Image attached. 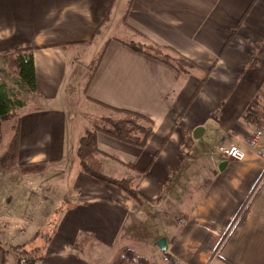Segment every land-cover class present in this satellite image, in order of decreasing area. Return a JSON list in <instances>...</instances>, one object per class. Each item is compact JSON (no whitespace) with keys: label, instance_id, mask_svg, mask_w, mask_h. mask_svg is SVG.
<instances>
[{"label":"crops","instance_id":"crops-1","mask_svg":"<svg viewBox=\"0 0 264 264\" xmlns=\"http://www.w3.org/2000/svg\"><path fill=\"white\" fill-rule=\"evenodd\" d=\"M127 34L198 69L184 75L135 52L122 42ZM103 47L86 84L85 59ZM20 49L32 50L38 104L21 110L17 164L46 162L44 178L55 164L69 167L68 113L77 111L65 106L66 87L82 79V100L152 121L143 147L97 133L107 173L144 174L136 184L147 203L173 208L170 215L138 209L125 192L84 174L77 158L70 189L57 180L69 200L37 264H96L122 247L138 250L139 226L146 239L137 245L150 261L163 260L156 241L165 237L184 264H264V158L251 150L240 161L215 154L246 143L263 118L264 0H0V55ZM200 164L209 177L190 198L179 178ZM12 207L3 220L0 205V240H16L24 220L32 226L26 214L34 205Z\"/></svg>","mask_w":264,"mask_h":264},{"label":"rangeland","instance_id":"rangeland-1","mask_svg":"<svg viewBox=\"0 0 264 264\" xmlns=\"http://www.w3.org/2000/svg\"><path fill=\"white\" fill-rule=\"evenodd\" d=\"M119 35L121 36L122 33H120ZM122 37L125 41L143 43L141 41H138V39L131 34H127ZM97 50H95L94 53H91V55H88L90 56V59H88V56L85 59L90 62L88 64V67H86L87 71L95 60L94 56H97L98 54H96ZM14 56L15 53H2L0 55V84H6L8 88L17 95V98L25 101V106L23 107V109L28 106H35V104H38V102L36 103L32 99L31 95H27L18 91L17 88L13 86L11 82L12 74L9 64L10 58H14ZM82 83L83 80L81 79L79 83L77 80L76 83H70L66 87V90L69 88V94L67 95L65 106L71 110L77 111L72 112V114H70V112L68 113L69 124L64 147L67 158L70 157V165L67 168H64L61 163L51 166L48 173L45 174L46 178H44L43 173V171L46 169V162L44 163L45 165L43 167V170L42 168L37 167L36 165L37 163L41 162H35L36 164H32L35 166L28 168L27 171H22L21 167L16 163V161L18 162V155L16 157V161L10 156H5L7 152V145L9 143L11 135V124L13 123V119L2 121V139L0 141V205L5 208L4 213H2V217L4 216L3 220L10 219V217L7 216V209L12 210V213L9 214H13L15 211H17L12 207V205L19 206V208L24 207V209L26 208V205H34V208H31V210L28 209L26 214V218L31 217L30 220L32 226L28 227V224L25 223L24 220V224L20 225L21 229L19 231V236L16 240L10 239V234L5 236L3 240H0L1 243H3L2 246L5 248L6 264H26V259L36 258L40 254L43 255L45 245L47 243L45 239H47L49 233L57 227V225L55 224L57 222L56 215L59 213L58 210L61 209L63 203L65 204L69 200L65 198V195L68 194V191L65 188L62 190V188L58 185L59 182L57 180H60V183H62L63 178V185L65 186L68 182V188L70 189L71 186L68 180L72 172H74V170L76 169V152L79 146L81 136L84 135L86 130L91 129L95 123L99 122L101 117L116 116L112 111L106 108L99 107L87 102L86 100V102L82 100ZM20 112V109H18L15 113L17 115H20ZM201 156H203V153L201 154ZM200 165L194 170L188 172V175H184L179 178L181 182L180 186L182 185V187L180 188L184 191H188L192 195L190 198L193 197V192H197L198 194L201 192L200 185L205 179L209 177V174L204 170L205 166ZM62 169H64L63 173ZM132 174L135 173L133 172ZM135 182L137 183L138 179ZM60 188L61 191L59 193V197L57 195V192ZM144 199L146 201H143L141 205L135 203V206L138 209L146 207V209L158 212L157 208L163 205L162 202L155 203V201H149L150 204H148V200L146 198ZM183 207H187V205ZM181 208L182 207L179 206V210ZM159 209H165L164 211L168 212L169 215L170 212L173 210V208H168L167 205ZM180 211L182 212V210ZM187 211L188 209H185L184 213ZM37 212L42 214L38 213V215ZM43 212L48 214L45 219L43 218ZM138 215L141 216L143 215V213L141 212ZM33 223H35V225ZM142 230H140V226L138 229L135 230V233L133 235V241L134 243H136L134 246H137L136 248L138 249L135 251H137L139 254L146 255V249H143L141 245H137L140 244L141 241L144 242L146 239L145 234ZM116 254H104V262H101V258L96 262V264H105V262H109L110 260L112 261ZM156 262L158 264H167L161 259H157Z\"/></svg>","mask_w":264,"mask_h":264},{"label":"trees","instance_id":"trees-1","mask_svg":"<svg viewBox=\"0 0 264 264\" xmlns=\"http://www.w3.org/2000/svg\"><path fill=\"white\" fill-rule=\"evenodd\" d=\"M125 16V11H124ZM122 41V40H121ZM126 46L135 52L145 54L151 58L157 59L160 62L167 64L176 69L181 74H188L192 69H198L189 59L175 53L170 49H163L159 46L149 43H140L134 41H122ZM14 58H10L11 82L21 93L33 95L36 92L35 83V69L34 60L31 49L16 50ZM104 53V47L101 49L93 64L89 67L86 76V84L89 82L92 73L96 69L98 61ZM8 54V53H7ZM9 77V75H8ZM205 76L201 82H204ZM6 84H0V141L2 139L1 126L2 121L13 119L11 124V135L7 145V152L5 156H10L16 161L19 148V129H20V115H17L16 110L25 106V101L16 97ZM106 109L112 111L115 117H101L100 121L95 123L91 129L85 131L81 136L79 146L77 149V158L81 171L105 184L114 186L125 192L135 203L142 204L146 201L138 190L136 180L143 178L144 174L135 173L122 178H116L106 172L104 163L99 159L100 152L96 144V135L98 132H103L106 135L134 145L136 147H143L148 136L152 130V121L146 116L126 110L113 108L104 105ZM21 113V112H20ZM17 163V161H16ZM36 163L20 164L22 171H27L28 168L33 167ZM37 167H44V162L37 163ZM26 173V172H25ZM223 244V242H222ZM218 246L219 248L222 246ZM42 255L36 258L26 259V264H35L42 259ZM162 259L170 264H184L179 261L168 250L162 251ZM110 264H158L155 261H150L145 255L139 254L135 249L129 247L121 248Z\"/></svg>","mask_w":264,"mask_h":264},{"label":"built area","instance_id":"built-area-1","mask_svg":"<svg viewBox=\"0 0 264 264\" xmlns=\"http://www.w3.org/2000/svg\"><path fill=\"white\" fill-rule=\"evenodd\" d=\"M251 150L258 153L264 158V114L261 124L252 131L249 140L243 145L232 144L228 147H218L215 154H220L225 158L232 160H243L247 156V152Z\"/></svg>","mask_w":264,"mask_h":264},{"label":"water","instance_id":"water-1","mask_svg":"<svg viewBox=\"0 0 264 264\" xmlns=\"http://www.w3.org/2000/svg\"><path fill=\"white\" fill-rule=\"evenodd\" d=\"M219 169H221V167L219 166L218 167ZM156 245L162 249V250H166L167 248V241H166V238L165 237H161L159 238L157 241H156Z\"/></svg>","mask_w":264,"mask_h":264}]
</instances>
